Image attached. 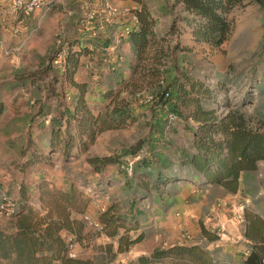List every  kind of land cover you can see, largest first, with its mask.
I'll use <instances>...</instances> for the list:
<instances>
[{
    "label": "rangeland",
    "instance_id": "1",
    "mask_svg": "<svg viewBox=\"0 0 264 264\" xmlns=\"http://www.w3.org/2000/svg\"><path fill=\"white\" fill-rule=\"evenodd\" d=\"M106 1L119 6L113 0H61L39 23L37 12L24 17L21 12L10 10L9 0H0V40L3 44L0 46V105L4 108L0 114L1 200L6 206L17 208L24 186L32 195V201L40 181L46 177L48 183L64 189L73 187L98 212L118 208L124 213L133 209L130 204H144L141 210L150 216L147 223L152 233H165L163 238L159 237L158 247L170 243L172 226L167 222L174 217L180 223L185 222L180 224L175 241H199L201 226H204L213 234L227 237L230 244L236 245L239 254L245 255L244 210L264 219V160L258 163L256 170L243 175L237 193L201 185L183 164L182 155L185 151H194L195 135L191 127L195 126L188 117H179L168 107L158 105L155 89L168 79L162 70L174 64L213 88L223 84L218 103L212 106L219 116L238 110L251 119L254 126L264 124V0H243L233 9L229 18L234 28L221 47L196 44L183 30L169 32L171 19L175 13L180 14L181 9L172 7L171 13L165 14L157 9L162 0H151L156 36L165 38L163 44L165 48L170 45L169 52L176 51L172 55L174 62L163 59L162 65L150 58L139 64L134 54L127 51L126 37L120 34L125 27L134 28L131 14H123L98 30L105 16L102 3ZM134 6L139 5L119 7L131 10ZM90 8L95 12L94 21L90 26H83ZM22 18L23 22L19 23ZM120 25L122 28H118ZM109 26L118 27L109 32ZM245 31L257 33L258 37L244 45ZM72 42H79L90 50V56L82 59L76 76L79 82L88 85L90 106L98 105L104 92L114 91L116 103L127 104L134 119L124 129L100 134L87 153L75 149L66 157L50 146V133L53 126L65 131L66 109L73 103L75 91L61 76L63 60L59 57V54L68 53ZM176 46L185 49L176 50ZM116 52L122 59L116 57ZM43 70L48 73H43L37 83L18 81L23 75L35 76ZM18 72L22 75L16 78ZM49 82L55 94L47 87ZM181 110L184 115L188 112L182 107ZM34 152L43 155H34ZM95 155L118 157L120 164L96 173L86 161L88 156ZM30 158L35 162H30ZM158 174L175 176V182L158 190H146L141 186L145 183L151 186ZM162 198L175 202L169 207L171 211L164 212L154 204V200ZM87 215L97 220L90 213ZM7 217L0 213V224L5 225ZM91 229L92 234L98 233ZM108 245L113 246L107 242L81 243L77 257L104 256L102 252ZM114 250L113 246L110 257H115L116 262L119 256H115ZM108 251L107 248L106 254Z\"/></svg>",
    "mask_w": 264,
    "mask_h": 264
},
{
    "label": "trees",
    "instance_id": "2",
    "mask_svg": "<svg viewBox=\"0 0 264 264\" xmlns=\"http://www.w3.org/2000/svg\"><path fill=\"white\" fill-rule=\"evenodd\" d=\"M134 1L139 5V9L132 12L137 26L130 31L126 41L130 44L135 59L139 64L148 58L157 61L159 65L163 64V59L174 62L172 55L176 51L172 49L169 52L170 45L165 48V38H157L153 29L151 9L154 5L151 0ZM242 1L162 0L157 9L165 14L171 13L172 7L181 9V13H175L171 19L169 32L183 30L196 44L221 47L229 39L234 28L229 15ZM175 23L183 29L176 27ZM71 45L78 48L74 49ZM71 45L62 61L61 76L75 91L73 103L66 109L65 131L62 132L60 128L55 129L53 126L50 133V146L62 151L66 157L75 149L87 153L100 134L108 130L124 129L134 119L127 104L116 103L117 95L114 91L104 92L98 105L90 106L87 100L88 85L76 80L81 60L90 56V50L79 42H72ZM175 49L185 48L176 46ZM128 66L132 67L131 64ZM162 72L168 79L155 89L158 105L168 107L179 117H188L195 126L191 127L195 135L192 144L194 151L182 153L183 164L201 181V185L222 187L228 193H237L243 175L256 170L258 163L264 160V124L254 126L251 119L238 110L219 116L212 106L218 103L223 84L213 88L194 78L188 70L174 64ZM43 73L48 71L43 70L35 76L23 75L18 81L21 84L37 83ZM17 75L22 73H16V78ZM51 83L49 82L47 87L55 94ZM181 107L188 111L186 115ZM3 109L0 105V114ZM31 159L30 162H35ZM86 161L96 173L103 172L108 166L120 164L119 158L115 156H88ZM159 174L155 180L152 179L151 186L147 183L141 186L151 190L153 187H163L175 182V176ZM2 202L0 198V203ZM42 203L46 210L45 216H40L23 201L18 204L11 217L5 218V226L0 225V264H114L112 257H96L91 261L70 258L66 254V246L59 231L65 229L79 234L82 231L84 223L70 218L72 211L84 213L87 199L82 197V194L76 192L73 187L67 191L44 190ZM113 210L114 208L106 210L98 219L108 236L118 237V251L123 252L139 242L143 234L130 239L128 233L139 230V220H128L122 214L113 213ZM244 218L243 236L247 243V253L242 256L239 264H264V219L246 210ZM122 229L124 234L120 235ZM201 233L209 242L219 238L204 226L201 227ZM164 261L171 264H219L212 253L199 244L158 247L148 256H140L135 262L127 264H163Z\"/></svg>",
    "mask_w": 264,
    "mask_h": 264
},
{
    "label": "crops",
    "instance_id": "3",
    "mask_svg": "<svg viewBox=\"0 0 264 264\" xmlns=\"http://www.w3.org/2000/svg\"><path fill=\"white\" fill-rule=\"evenodd\" d=\"M66 1L67 2H73L74 0H66ZM113 1L119 6H132L134 4H137V2L134 0H113ZM132 25L135 28L137 26V22L132 21ZM116 27H118V26H109L107 28V30L110 32V31H112V29H115ZM118 28H122V25H120ZM124 40H126V38H124ZM128 50H130L132 53V48H131L130 44L127 42V51ZM115 54H116V57L118 59H122V56L119 53L116 52ZM132 56L135 58L134 55H132ZM82 61L83 60H81V64H80L78 73L80 72ZM34 153L36 155H37V153H39L40 155H43L42 152H34ZM43 179L44 180H41L40 184L36 188V191L34 192L35 198H33L32 201H30V198L32 197V195L28 193V191L24 188V186H22L21 192H20V201L21 202L26 201L27 204L35 212L40 214V216H45V214H46V210L44 209V206L42 203V196H43L44 190L67 191V189L62 188V187L58 186L57 184L54 185L52 183H48L47 182L48 178L45 177ZM160 187L161 186L153 187V189L158 190ZM220 188H222V187H220ZM174 203L175 202L173 200H167L165 198H162L160 200H154V204L164 212L171 211L172 209H169V207L173 206ZM143 205L142 204L139 205L137 203L136 205L132 206L130 204L129 206L132 207L133 209H129V212H124V213L120 212L118 208H116V209L114 208V211H116V212L119 211L118 214H120V215L122 214L128 220H134V219L139 220V222H140L139 230L137 232L131 231L128 233V236L130 237V239L136 238L138 236V234H140V233L143 234V237L139 242L131 245L127 250H125L123 252L118 251V237L111 238L110 236H108L106 234V232H104L102 234L101 233L92 234L91 233L92 229L90 227L85 226V225H83V228H82V231L80 232V234L77 232H74V231H68L65 229H61L59 231V235L62 238L63 242L65 243V240L70 233L74 232L75 234H77L78 240L76 242L75 249H74L75 253H76L75 258H79V257H77V255L79 254V251H80L79 245L81 243H89V244L90 243L91 244L92 243H98V244L101 243V244H103V243L107 242V243H111L114 246L115 256H117V257L119 256V261H116V262L114 261L115 257H112L114 264H119V263L127 264V263H131V262H135L138 257L148 256L155 248H158V246H159V243H158L159 240L158 239H160L159 237L163 238V235L165 234L164 232L162 234L161 233L160 234L159 233H155V234L152 233L153 231L151 230L150 225L147 223L150 216L149 215L147 216V214H145V212L143 210H141V207ZM137 207L139 208L138 210H137ZM105 211L106 210H102V212H98L97 209L92 208L91 203L87 199V204L85 206L84 213H86V214L90 213L91 215L97 217L96 219L99 221V219H98L99 215L104 213ZM116 212H113V213H116ZM80 214L81 213L72 211L70 218L81 221ZM178 215L179 214H177L176 216H178ZM9 217H11V216H8L7 218H9ZM170 217L172 218L173 215H169V218ZM5 223H6V221H5ZM167 223L168 224L171 223L170 225L172 226L171 227L172 232L169 233V240H168L170 243L164 247H161V248H166V247H169L172 245H177V244H189V245L190 244H199V245L204 246L207 250H209L212 253V255L214 256V258H216V260L218 261L219 264H239L240 263L242 256L239 254L238 249H236V247H235L236 245L233 246L232 244H230V242H228L227 237L226 238L223 236L220 237V235H218L219 238L216 241L209 242L202 236V233H201L199 241H196L193 243H180V242L175 241V239L177 237L178 230H180V227H181L180 224H184L185 222L182 221V223H180L178 221V219L173 217V220L170 219V221H168ZM0 225L5 226L3 224H0ZM123 234H124V232L122 229V230H120V235H123ZM245 241H246V239H245ZM113 246L108 245L106 248H104L105 252H102V254L105 253L104 256L110 257V253H112V251H113ZM107 248L109 249V251L106 254ZM96 257L100 258L103 256H96ZM96 257H93L91 259H88V258L87 259L81 258V259L92 261ZM163 264H171V263L168 261H164Z\"/></svg>",
    "mask_w": 264,
    "mask_h": 264
},
{
    "label": "built area",
    "instance_id": "4",
    "mask_svg": "<svg viewBox=\"0 0 264 264\" xmlns=\"http://www.w3.org/2000/svg\"><path fill=\"white\" fill-rule=\"evenodd\" d=\"M10 1V10L13 12H21L24 17L29 16L31 13L37 12L38 13V22L40 23L41 20L52 10L53 7L60 4L61 0H9ZM139 6H134L131 10L120 8L109 2L102 3V10L104 13V18L99 23L98 30H103L106 25L112 24L117 17L125 14H131L134 10H138ZM95 12L93 9H89L83 20V26H90L91 23L94 21ZM132 20L136 22V19L132 17ZM23 22V18L19 21V23ZM82 28V27H80ZM134 29V28H133ZM132 28L125 27L121 32V37H127ZM17 32V30H16ZM95 35V34H94ZM119 41V40H117ZM2 41L0 40V46H2ZM6 49V48H5ZM16 50V49H15ZM11 51V50H10ZM65 56V55H64ZM64 56L59 54V57L63 60ZM15 207L13 206H6L4 202L0 203V213L6 216H12L16 212ZM81 221L85 224V226L93 228L98 233H104V226L98 220H94L90 218L86 213L80 214ZM77 234L70 233L65 240L66 246V254L70 258H75V245L77 242ZM247 253V248L246 252Z\"/></svg>",
    "mask_w": 264,
    "mask_h": 264
},
{
    "label": "bare ground",
    "instance_id": "5",
    "mask_svg": "<svg viewBox=\"0 0 264 264\" xmlns=\"http://www.w3.org/2000/svg\"><path fill=\"white\" fill-rule=\"evenodd\" d=\"M237 36H238V34H237ZM237 36H235V37H237ZM239 37V36H238ZM258 37V34L257 33H252V32H246L245 31V33H244V35H243V44L244 45H248V44H250L251 42H254L255 41V39ZM237 40V39H236ZM235 44V43H234ZM237 46H239V45H237ZM236 46V47H237ZM232 52V51H231ZM234 52V51H233Z\"/></svg>",
    "mask_w": 264,
    "mask_h": 264
}]
</instances>
